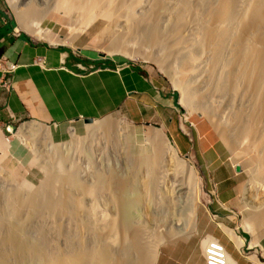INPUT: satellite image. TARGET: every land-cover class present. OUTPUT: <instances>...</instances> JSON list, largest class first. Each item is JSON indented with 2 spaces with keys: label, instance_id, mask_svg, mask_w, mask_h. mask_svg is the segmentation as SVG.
Returning a JSON list of instances; mask_svg holds the SVG:
<instances>
[{
  "label": "bare ground",
  "instance_id": "bare-ground-1",
  "mask_svg": "<svg viewBox=\"0 0 264 264\" xmlns=\"http://www.w3.org/2000/svg\"><path fill=\"white\" fill-rule=\"evenodd\" d=\"M13 1L20 19L26 23L32 21L33 27L32 14L25 13L21 5L35 0H10ZM37 1L57 3L63 9L78 7L87 16V24L97 22V27L96 18L104 17L108 24L113 23L111 20H124L148 41H158L161 62L167 64L175 84L182 89L181 100H187L208 116L230 150L234 165L247 177L242 198L246 226L254 234L264 233V0ZM39 14L46 17L49 13L33 15ZM99 29L104 34V28ZM104 48L112 54L135 59L139 56L138 51L119 46L113 40H108ZM32 125L26 124L23 131L36 130ZM168 157L190 172L194 192L190 207L180 209L163 193ZM133 160L138 162L137 171L146 165V175L138 183L145 190L137 201L152 202V219L158 222L159 231L180 230L181 223L173 219L177 214L190 215L193 209L198 214L201 195L198 169L195 163L181 156L170 134L157 133L154 142L144 146L143 155ZM126 161L130 164L131 159L127 157ZM35 174L36 178L30 175L19 184L17 191L0 186V194L9 204L8 213L0 218L10 220L0 222V264H124L125 260L115 257L112 250L117 251L121 240L129 247L130 232H138L136 239L141 246H155L156 231L150 234L145 227L141 233L124 217L123 212L128 209L124 204L131 200L119 203L120 213L116 217L98 213L96 205L86 215L75 214L72 209L79 208L70 205L78 199L69 196L66 202L56 197L52 190L56 182L52 184ZM106 179L96 184L107 187ZM83 188V192L91 191L89 187ZM131 189L129 185L126 193L128 190L131 193ZM69 201H72L70 205ZM187 228L190 230L192 226ZM182 230L188 233L186 228ZM226 231L239 246L243 245L244 240L236 230L227 226ZM155 259L156 254L154 262ZM228 264H238L230 253Z\"/></svg>",
  "mask_w": 264,
  "mask_h": 264
},
{
  "label": "rangeland",
  "instance_id": "rangeland-1",
  "mask_svg": "<svg viewBox=\"0 0 264 264\" xmlns=\"http://www.w3.org/2000/svg\"><path fill=\"white\" fill-rule=\"evenodd\" d=\"M1 1L6 11L18 21L19 25L35 41L42 40L56 46L60 44L65 48L72 49L80 57L88 58L91 56L103 61H113L119 67L128 63L138 65L144 71L161 79L168 90L173 89L177 92V100L181 103V108L178 106L170 108L168 105L155 107L151 102H148L147 106L140 104L138 108L135 104L134 110L132 107H127L128 111L126 109L115 111L108 116L94 120L93 124H87L82 129L77 130L75 127H71L70 133H51L50 127L30 122H23L20 125H18L19 122H15L17 132H13L12 126L4 125L0 121V144L19 145V148L24 147L22 149H25L26 152L34 154L32 158L33 167L28 173L24 168L19 169V166L12 170L7 165L0 164V186L2 188L17 191L19 184L22 185L30 175L36 178L35 173H38L44 177L43 180L52 184L56 182L52 186L56 197L64 198L66 202L69 196L78 199L73 200V205H70L72 201L68 203L70 207L79 208L72 209V213L79 215H86L91 212L92 206L96 205L98 213H106L116 217L120 213L117 208L119 203L131 200L130 203L124 204L128 208L123 212L124 217L132 222V226L138 227L137 229H140L141 233H144L142 228H147V232L150 234H154L156 231L155 246H141L136 239L138 232H130L127 236L130 246L128 247L127 243L121 240L118 243L117 251L112 250L113 254L115 257L124 259V264H138L140 261L142 264H156L159 249L165 244L190 237L197 230L198 219V214L193 209L190 215L180 216L177 214V218H173L174 221L181 223L180 230L176 229V232L159 231L158 222L152 219L154 217L152 202L137 201L142 197V190H145L138 183H141V178L146 175V165L143 164L137 171L138 162L134 161L133 158L136 159L141 154L143 155L144 146L148 142H154L157 133L164 131L171 135L181 156L190 160L191 163H195L198 169L201 184L199 210L211 197L224 196L228 226L236 230L246 244L251 246L250 258L256 260L255 257L258 256L264 262V233L261 232V235L259 233L254 234V231L244 222L242 212L244 201L242 202V200L244 199V185L247 177L241 172V169L236 170L230 150L221 139L217 129L207 118L208 116L191 106L187 100V102L181 100L183 97L182 89L175 84L167 69V64L161 62L158 54L160 46L157 40L154 39L155 42L149 40V42L145 36L140 35L141 33L135 32L132 29L134 27L130 28V25L126 24L124 20H111L113 23L108 24L104 21V17H100L95 19L99 20V27H97V22L94 25H88L87 16L78 7L65 6L63 9L60 4L49 1V5L47 2L46 5L44 1L37 0L31 1L30 4L21 5V8L26 11H24L25 13L32 14V27V21L26 23L20 19L14 1L13 3L10 0ZM57 5L60 6L59 9L61 10L58 9ZM35 12L44 15L49 13V16L46 15L45 17L40 14L34 16ZM99 28H104L106 35L100 33ZM108 40L118 42L119 46L138 51V58L124 56L121 53H109V50L106 51L104 48ZM7 83L11 84V81ZM26 124H33L32 126L36 130L24 132L23 129ZM95 130L99 131L96 132ZM182 133L189 138V143L184 140ZM1 157L2 154H0V161L2 162L3 158L1 159ZM127 157L131 159L130 164L126 161ZM166 166L167 171L163 183L165 197L173 203L175 202L180 209L190 207L194 203L190 172L186 166L184 167L171 157H168ZM180 166L183 168L180 169ZM23 177L24 179H22ZM60 178L62 179L60 180ZM101 179L108 181L107 187L96 184ZM71 181H75V184H72ZM129 185L132 188L131 193L129 190L126 193ZM83 187H89L91 191L83 192ZM8 211L9 204L0 194V215L7 214ZM9 221L6 217L0 218L2 223ZM187 224L192 226L190 230H188ZM226 227L225 225V231ZM184 228L187 229L188 233H182ZM177 232L181 235H176ZM228 236L230 237L229 234ZM210 239L218 241L217 237L210 235L204 241L205 246L211 242ZM60 241L62 243V239ZM235 243L238 245L237 242ZM138 250L142 251L137 252Z\"/></svg>",
  "mask_w": 264,
  "mask_h": 264
},
{
  "label": "crops",
  "instance_id": "crops-1",
  "mask_svg": "<svg viewBox=\"0 0 264 264\" xmlns=\"http://www.w3.org/2000/svg\"><path fill=\"white\" fill-rule=\"evenodd\" d=\"M105 62L80 57L60 44L35 41L0 0V121L4 125L30 122L50 127L51 133H70L71 127L78 130L90 124L87 119L96 120L127 107L134 110L135 104L138 108L148 102L176 108L175 91L168 90L156 75L141 68L143 74L130 64L113 67ZM22 148L1 143L0 164L12 170L19 166L28 173L34 154ZM225 215L224 196L206 200L198 213L197 230L187 239L163 245L156 264H207L204 241L210 235L217 237L239 264H251V246L245 240L238 246L228 236Z\"/></svg>",
  "mask_w": 264,
  "mask_h": 264
},
{
  "label": "built area",
  "instance_id": "built-area-1",
  "mask_svg": "<svg viewBox=\"0 0 264 264\" xmlns=\"http://www.w3.org/2000/svg\"><path fill=\"white\" fill-rule=\"evenodd\" d=\"M204 255L207 264H228L229 251L219 239L209 242L204 247ZM250 261L251 264H264L258 256L256 260L250 259Z\"/></svg>",
  "mask_w": 264,
  "mask_h": 264
},
{
  "label": "trees",
  "instance_id": "trees-1",
  "mask_svg": "<svg viewBox=\"0 0 264 264\" xmlns=\"http://www.w3.org/2000/svg\"><path fill=\"white\" fill-rule=\"evenodd\" d=\"M104 64H105V65H108V66H113V67L116 66V64H115L113 61H106ZM128 64H130L133 68H135L136 70H138L139 72H141V73L144 74V72H143V70L141 69L140 66L135 65V64H133V63H128ZM177 96H178V93L175 92L176 106H178L179 108H181V105L178 103ZM182 135H183L184 140H185L187 143H189V138H188L185 134H183V133H182ZM181 148H182V146H181Z\"/></svg>",
  "mask_w": 264,
  "mask_h": 264
},
{
  "label": "water",
  "instance_id": "water-1",
  "mask_svg": "<svg viewBox=\"0 0 264 264\" xmlns=\"http://www.w3.org/2000/svg\"><path fill=\"white\" fill-rule=\"evenodd\" d=\"M103 57H105V56H103ZM179 104H181L180 101H179ZM93 121H94L93 119H87L86 122L87 123H92ZM12 129H13V131H17V127L16 126H12ZM239 169L240 168L238 166H236V170L239 171Z\"/></svg>",
  "mask_w": 264,
  "mask_h": 264
},
{
  "label": "clouds",
  "instance_id": "clouds-1",
  "mask_svg": "<svg viewBox=\"0 0 264 264\" xmlns=\"http://www.w3.org/2000/svg\"><path fill=\"white\" fill-rule=\"evenodd\" d=\"M179 103V102H178ZM228 250V249H227Z\"/></svg>",
  "mask_w": 264,
  "mask_h": 264
}]
</instances>
